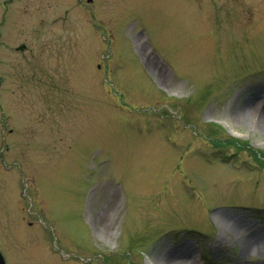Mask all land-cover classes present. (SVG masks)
Segmentation results:
<instances>
[{
	"label": "rangeland",
	"instance_id": "374dc122",
	"mask_svg": "<svg viewBox=\"0 0 264 264\" xmlns=\"http://www.w3.org/2000/svg\"><path fill=\"white\" fill-rule=\"evenodd\" d=\"M84 1L0 0L6 264H264V0Z\"/></svg>",
	"mask_w": 264,
	"mask_h": 264
},
{
	"label": "flooded vegetation",
	"instance_id": "af4514ba",
	"mask_svg": "<svg viewBox=\"0 0 264 264\" xmlns=\"http://www.w3.org/2000/svg\"><path fill=\"white\" fill-rule=\"evenodd\" d=\"M9 1L10 0H4L3 4H1L4 11L6 8H10ZM1 11L0 8V66L4 68V70L13 73L19 68L23 69V67L21 64L16 65L15 61L11 59L10 52H17L24 58L27 52H31L32 25L30 21H28L23 22L24 24L19 26L22 23L14 22L12 18L5 21L6 14L5 12L2 14ZM43 45H47V39L43 40ZM2 114L4 115L3 112ZM12 122H14V120L0 119V160L3 161L7 158L6 154L10 151L12 145L11 138L14 132V128L11 127Z\"/></svg>",
	"mask_w": 264,
	"mask_h": 264
},
{
	"label": "bare ground",
	"instance_id": "6f19581e",
	"mask_svg": "<svg viewBox=\"0 0 264 264\" xmlns=\"http://www.w3.org/2000/svg\"><path fill=\"white\" fill-rule=\"evenodd\" d=\"M250 117L251 119L257 121L258 123L260 122L261 119H264V117L260 114V111L257 109V107H253L250 109L244 110L240 114V117L245 119L246 117ZM262 243H264V240H262ZM175 253V252H174ZM178 254V253H177ZM167 264H191L190 260L188 259H183L182 257L180 258H172V255L169 256V261Z\"/></svg>",
	"mask_w": 264,
	"mask_h": 264
},
{
	"label": "water",
	"instance_id": "95a60500",
	"mask_svg": "<svg viewBox=\"0 0 264 264\" xmlns=\"http://www.w3.org/2000/svg\"><path fill=\"white\" fill-rule=\"evenodd\" d=\"M0 264H5V260L0 252Z\"/></svg>",
	"mask_w": 264,
	"mask_h": 264
}]
</instances>
